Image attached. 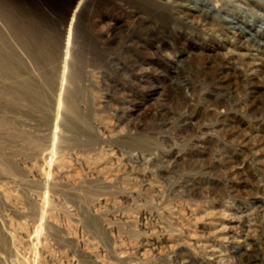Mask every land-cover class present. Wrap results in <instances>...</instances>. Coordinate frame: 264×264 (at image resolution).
<instances>
[{"label": "rangeland", "instance_id": "obj_1", "mask_svg": "<svg viewBox=\"0 0 264 264\" xmlns=\"http://www.w3.org/2000/svg\"><path fill=\"white\" fill-rule=\"evenodd\" d=\"M140 1L0 0V32L22 67L0 71V264H216L212 249L217 264H264V61L250 74L237 37L187 25L165 0ZM176 1L264 22L259 0ZM110 22L121 28L107 42ZM190 49L179 69L195 83L188 123L162 125L161 114L183 111L166 94L168 65ZM227 61L238 69L230 109L212 95L230 90ZM23 79L45 98L18 97ZM222 236L253 249L231 252Z\"/></svg>", "mask_w": 264, "mask_h": 264}, {"label": "bare ground", "instance_id": "obj_2", "mask_svg": "<svg viewBox=\"0 0 264 264\" xmlns=\"http://www.w3.org/2000/svg\"><path fill=\"white\" fill-rule=\"evenodd\" d=\"M259 1L264 3V0H259ZM140 2H143V1L141 0ZM165 3H169L172 6L173 13H175L176 15L181 14L180 17H181L182 21L185 22L187 25H190L192 27H195V26L201 27L202 29H204L208 32L210 31L209 33H211L213 31L211 26L216 25L219 28H221L219 34L224 35V36L220 37V39L222 41L223 40L226 41V39H230L232 42H234V38L237 37V39L239 40L238 44L241 45V47H243L245 49L244 55L245 56L248 55V57L251 59V62L248 64V67H250V70L252 69V67L253 68L256 67L255 70L250 71V74L257 75V73L260 72L261 69L257 68V67H262L260 60L264 61V40L260 39V36H264V25H262V24H264V22H261L255 18H252V17L249 19L248 18L246 19L243 16L240 17L238 14H234V12H231L229 10L226 11L225 14H219L217 12H214L215 7L212 4H209V5L205 4V7L201 8V7H199V5L190 6L189 4H184V3L179 4L178 1H176V0H174V1L173 0H165ZM204 3H206V0H203V4ZM145 4H146V1H145ZM145 4H144V6H145ZM182 8H188L189 12H183ZM191 10L197 11L198 12L197 15H195V13L190 12ZM215 15L217 17H215ZM3 16L8 20L10 26L12 25L11 27L15 28V30L18 32V33L16 32L17 36H20V38H21L24 35L23 39H27V40H31L33 42L34 41L36 42V37H34V35L31 33L33 31L29 30L30 29L29 25L23 24L19 19H17L16 17H14L12 14H10L8 12H3ZM193 17H199L201 22H194L192 19H190ZM238 19H241V20H238ZM3 22H5V21H3ZM1 24H2V22H1ZM3 24H6V23H3ZM1 28L3 29L2 26H1ZM120 28H121V25L117 22H110L108 25L105 26L104 32H106L107 42H108V40L111 41V40H114L116 38L115 35ZM7 29H9V28H7ZM9 31H11V30H9ZM6 34L8 35V33H6ZM12 36H13V34H12ZM9 37H10V35H9ZM37 37H38V34H37ZM15 38L17 40L16 42H19L18 38L17 37H15ZM6 40L4 39L2 33L0 32V71L2 72V70H3V73L7 72V71H11V72L14 71L15 73H19V70L21 67V65H20L21 63L19 62L20 60H18L19 57H18V59H16L15 62L13 61V59H9V56L12 57V55H11V51L8 49V46H10V45H8L9 43L6 44L7 43ZM47 40L49 41L51 39L49 37H46L45 41H47ZM11 41H12V39H11ZM37 41L39 42V40H37ZM20 42H22V41L20 40ZM28 43H29V41H28ZM55 44H56V41H55ZM153 45L158 47V45H155V44H153ZM34 47L35 46H33V48ZM36 47L38 49L37 51L39 54H41V55L45 54L47 57H49V55L46 51L47 50L46 42H44L43 44L39 43L38 45H36ZM54 48H56V47H54ZM26 49H29V50H26L29 52H32L34 50V49L32 50L31 47H29V48L27 47ZM67 49H68V47H66V51L64 54V60H63L64 62L66 60ZM15 50H16V48H15ZM22 50L25 51L24 47H22ZM53 50H51L50 52H52ZM12 51L16 52L14 50H12ZM29 52H28V54H29ZM20 53H21V51H20ZM35 54H37V53H35ZM35 54H34V56H31L32 55L31 54L30 56L35 57L33 59H36L37 57L35 56ZM62 54L60 57H63ZM193 54H194V50L190 49L187 51L186 57L177 58L176 60H174V65H168L170 67L171 73L167 75L169 83H168V87H166V88H168L166 94L169 96V98H171V100H175L179 104L180 109L183 111L179 114L178 119L177 118L170 119V118H167L161 114L160 120L162 122L161 123L162 125H165V124L169 125L170 123H178V126H181L184 124L186 125L188 123L187 121H184V119L187 116V110L193 105V103L191 101L194 100L192 96L194 95L195 83L193 84L192 80L190 78H188V76L181 75L179 73L180 72L179 69H180V67L183 66V63L185 61H187L188 58L191 57ZM241 55H243V54H241ZM16 56H18V55H16ZM31 57H29V60ZM43 58H45V57L43 56ZM58 58H59V56H58ZM33 59L30 60L31 64L33 62L32 61ZM34 61L37 62L36 60H34ZM46 62H48V61H46ZM46 62H44V63H46ZM38 63L39 62H37V64ZM227 64L228 65H226L225 67L230 69L232 73L228 74L224 78H227V79L229 78V83L231 85H229L228 88L230 90L224 91L221 95H218V94H216V95L212 94V95L214 98H219V100L221 98H224L223 103H217V104L225 107L226 109L227 108L230 109V105H232L234 102L237 101V100H233L232 98L234 97L235 92H236L237 83L235 81V77H237V76L235 74L237 73L238 69L235 65H233V63L231 61H227ZM32 66L35 67V63H33ZM51 67H53V66H49V68H51ZM58 69H60V68L58 67ZM49 72H50V70L48 71V74L46 72H44L45 75L43 73V75L45 77V78L43 77V79L49 86H51L53 84V78L54 77L52 76V74H49ZM40 75L43 76L41 73H40ZM58 76H59V72H58L57 77ZM55 77H56V74H55ZM65 77H66V75H65ZM175 78H177V80L174 81ZM40 79H42V78H40ZM43 79H42V81H43ZM65 79L66 78H64V81H65ZM54 80H55V78H54ZM74 80H73V82H74ZM214 80H216V78ZM34 81H35V79H34ZM34 81H32V79L20 80V82L17 83V86H16L17 91L15 92V93H18V92L19 93L16 95L18 97H23V98L33 97L35 100H43L45 98L44 93L41 90V88L34 87V84L37 82V80L35 83H34ZM69 82H70V80H69ZM65 83H67V82H64V84ZM67 84H69V83H67ZM210 84H211V86H214V88H217V89L221 88L220 86L215 85L216 83L214 84L213 82H210ZM61 88H62V84H61ZM73 96H74V92L71 93V91H69V90L66 91V94H65V107L66 108L68 107V108L72 109L73 107H75L74 102L72 100ZM165 97H167V96H165ZM252 97L253 98H252V102L250 103V106H252L253 110H256V109H258L257 103L255 102L256 95L255 96L253 95ZM62 106H63V104H62ZM250 106H248V108H250ZM216 112H219V111H216ZM252 114L256 115L254 113H252ZM223 238L226 239L227 241L233 243V247L231 249V252H232V250H235L236 246H238V245L240 246L241 245L240 243H242L246 246L244 248L242 247L243 248L242 251L244 253L251 251L253 249L251 247V245H252L251 242L246 243V241H247L246 237L244 239H237L236 237H235L236 238L235 239L234 237H230V236H225ZM236 244H238V245H236ZM211 253L213 255H215L213 257L214 259H216V260H214V263H216V264L220 263L222 253H219L215 249H212ZM217 253H218V255H217ZM258 259H256V261ZM256 261L254 260L253 263H248V264H256Z\"/></svg>", "mask_w": 264, "mask_h": 264}]
</instances>
